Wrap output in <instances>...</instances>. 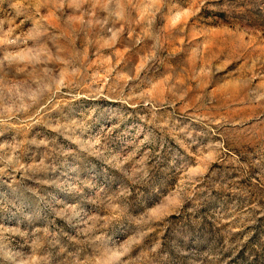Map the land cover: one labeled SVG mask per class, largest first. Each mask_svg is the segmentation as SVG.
Segmentation results:
<instances>
[{
	"label": "clouds",
	"instance_id": "obj_1",
	"mask_svg": "<svg viewBox=\"0 0 264 264\" xmlns=\"http://www.w3.org/2000/svg\"><path fill=\"white\" fill-rule=\"evenodd\" d=\"M25 6L31 10L33 26L14 36L16 17ZM10 9L0 19V264H147L149 251L159 254L156 244L147 240L151 227L183 207L185 189L192 181L188 177L184 186L170 191L153 178L152 162L163 149L158 142L153 149L151 130L139 121L121 122L125 110L120 105L142 95L135 90L142 74L146 76L155 66L163 26L180 37L184 35L181 28L198 26L192 20L198 9L190 0H15ZM65 9L73 10L81 26L79 54L72 58L61 55L60 37L45 26L61 19ZM71 17L65 12L69 22ZM117 46L127 50V57L122 65L108 64V77L115 74L119 81V87L111 90L116 103H88L110 96L101 81L81 90L86 75L83 57ZM196 47L187 46L185 54ZM181 62L182 58L177 64ZM202 71L212 74L211 68ZM215 74L219 78L224 73L217 67ZM253 76L264 79V73L254 72L235 82L247 86L254 102L264 103V91L255 87ZM60 97L80 103L57 114L53 109L60 108L56 103ZM42 119L46 131L35 127ZM141 128L144 131L136 135ZM26 129H32L30 137L18 135ZM238 131H264V121H245ZM54 143L64 156L84 163L86 171L79 174V185L71 184L66 196L57 198V203L63 199L65 204L51 208L49 223L32 218L19 187L30 190L33 179L56 184L68 169H56L57 180L40 179L34 171L37 166L22 161L20 153L27 147L30 158ZM168 158L175 161L174 174L188 163L171 148ZM29 169H33L31 175ZM18 173L23 174V183L16 182ZM140 184L146 185L147 194H134ZM101 192L103 197L97 200ZM70 206L79 211L67 220L65 210ZM194 239L192 233L173 235L168 249L176 260L190 264L205 251Z\"/></svg>",
	"mask_w": 264,
	"mask_h": 264
},
{
	"label": "rangeland",
	"instance_id": "obj_2",
	"mask_svg": "<svg viewBox=\"0 0 264 264\" xmlns=\"http://www.w3.org/2000/svg\"><path fill=\"white\" fill-rule=\"evenodd\" d=\"M14 2L0 0L3 9L0 19ZM190 2L198 9V15L192 17L198 26L191 30L181 28L184 35L180 37L172 36L174 30L163 26L155 66L146 76L142 74L135 90L142 95L120 105L125 110L121 122L139 121L151 130L153 149L157 142L163 149L152 162L153 178L170 191L177 185L184 186L188 177L192 181L185 189L183 207L151 227L147 240L156 244L159 254L149 251L147 264H182L168 249L173 235L181 233H192L193 243L205 249L190 264H264V131H238L245 121L251 123L257 118L264 121V103L254 102L247 86L235 82L254 72L264 73V3L261 0ZM22 12L16 17L14 36L33 26L31 10L25 6ZM65 12L72 13L71 22L65 18ZM59 15L61 19L45 26L50 34L60 37L57 46L61 55L76 57L81 26L75 22L72 9H65ZM189 45L197 47L186 55ZM126 57L127 50L119 46L83 57L81 63L86 65V75L81 90L87 91L101 81L105 82L101 87L108 88L110 96L108 100H87L88 103H116L111 90L119 87V81L115 74L108 77L111 71L108 64L122 65ZM181 58L182 62L177 64ZM217 67L224 73L219 78L215 74ZM206 68H211L212 74L205 75L202 70ZM253 81L256 88L264 91V79L253 76ZM56 103L60 108L53 111L59 114L80 101L60 97ZM44 124L42 119L35 127L46 131ZM143 131L138 129L136 135ZM31 132L32 129H26L18 135L30 137ZM169 146L188 161L175 174V161L168 158ZM28 152L27 147L21 151V160L36 165L34 171L40 179L57 180L54 171L68 169L56 184L37 183L33 179L29 182L30 190L19 187V194L32 209V218L50 223L51 208L65 204L63 199L57 203V198L66 196L71 184L81 183L79 174L86 171V165L78 158L64 156L62 148L55 143L37 150L30 158ZM137 167L132 170L136 171ZM32 171L29 169L30 175ZM22 181L23 174H16V182ZM172 181L175 183L170 184ZM82 183L87 185L88 181ZM133 191L147 194L145 184L135 186ZM102 197V192L97 194V200ZM65 211V218L71 220L79 210L70 206Z\"/></svg>",
	"mask_w": 264,
	"mask_h": 264
}]
</instances>
